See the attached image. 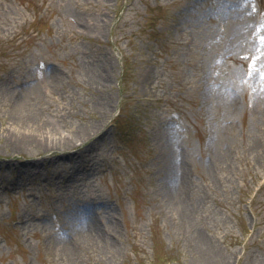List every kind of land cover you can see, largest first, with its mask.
<instances>
[{
    "label": "rangeland",
    "instance_id": "rangeland-1",
    "mask_svg": "<svg viewBox=\"0 0 264 264\" xmlns=\"http://www.w3.org/2000/svg\"><path fill=\"white\" fill-rule=\"evenodd\" d=\"M238 17L253 28L236 40ZM263 82L264 0H0V128L99 126L36 174L17 162L50 150L0 138V264H264ZM164 149L184 162V210L164 201ZM84 201L116 222L113 244L62 254Z\"/></svg>",
    "mask_w": 264,
    "mask_h": 264
},
{
    "label": "bare ground",
    "instance_id": "bare-ground-1",
    "mask_svg": "<svg viewBox=\"0 0 264 264\" xmlns=\"http://www.w3.org/2000/svg\"><path fill=\"white\" fill-rule=\"evenodd\" d=\"M248 28H253L252 23L242 17H238L233 23H231V29L236 30L238 33V36H236L237 38H235L236 40H239V32H243ZM260 77L261 76H259V78ZM239 84V88H242L243 80H239ZM228 85H231V82H228L227 84L225 83V85L223 83V85H221L215 91L217 92V95L220 96V100H222V103L226 105L227 110L232 111L236 108L235 105L238 104V98L236 96V89H233L234 87H228ZM262 85L264 87V82L262 83ZM259 88L261 89L262 87L259 86ZM219 93L225 94L226 96H221ZM213 100L220 103L214 96ZM25 121L26 120L23 121L22 119L13 121L10 124V131L8 132L5 131L6 128H0V138H2V143L4 146L9 147L12 151L16 152L29 151L33 153V155H36L40 151L50 150L48 154H45L38 159L33 157L17 162L16 168H26L27 170H32L34 174L37 173L35 172L37 160L57 162L53 165V167L60 166L61 163L58 160L65 157L66 154L69 153V149L75 147L78 151L86 149L88 146V143L86 141L94 138L96 136L95 133H97V130L99 128V126L97 127L93 122L68 134L56 136L57 134H59L57 131V125L54 123H50L49 125V123L42 122L39 125L36 133L28 134L23 128V126L25 125ZM44 127H47V129H45ZM172 139L173 138L170 136V134L167 136H162V148L168 147ZM171 154L166 149H164L162 152L164 159H168L170 167L171 162L169 159L171 158ZM174 158H172L173 167H171L174 169V182H170L168 180L165 185L166 194H164V201L171 211L177 209L178 206L183 209L182 202L186 197V191L189 187L188 179L183 175L182 172L184 162ZM191 209L192 207L189 206V208L187 209V214L185 212L183 214V216H187L188 221L190 220V217H192L190 215L192 212ZM81 211L83 213L82 218H71L65 223H61L60 226H62V232L57 240V249L62 254L66 253L74 257L75 254H78L81 250L78 248L83 245H87L89 248L97 246L101 252L103 251L102 253H107L109 251L110 245L113 244V241L108 240L109 238H112V236L109 235L115 234L116 222L109 218V213L106 216L104 215V219L106 218L105 222H101L96 217V213H94L88 207L87 201L81 203ZM65 225L66 228H70L71 230H65ZM106 232H108V235L106 234ZM103 235H106L107 237ZM111 250L112 249H110V251ZM220 264H226V262L222 261Z\"/></svg>",
    "mask_w": 264,
    "mask_h": 264
}]
</instances>
